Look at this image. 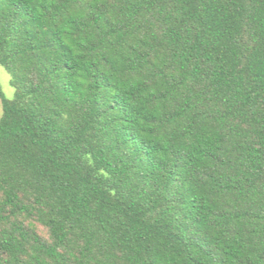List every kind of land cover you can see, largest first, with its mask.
Returning a JSON list of instances; mask_svg holds the SVG:
<instances>
[{"label":"trees","instance_id":"1","mask_svg":"<svg viewBox=\"0 0 264 264\" xmlns=\"http://www.w3.org/2000/svg\"><path fill=\"white\" fill-rule=\"evenodd\" d=\"M0 66V264H264V0H0Z\"/></svg>","mask_w":264,"mask_h":264},{"label":"rangeland","instance_id":"2","mask_svg":"<svg viewBox=\"0 0 264 264\" xmlns=\"http://www.w3.org/2000/svg\"><path fill=\"white\" fill-rule=\"evenodd\" d=\"M10 76L7 72L0 66V89L3 92L4 96L7 99H11L13 97L14 90L10 86ZM2 113L1 101H0V116ZM39 231L44 233L41 227H39Z\"/></svg>","mask_w":264,"mask_h":264}]
</instances>
